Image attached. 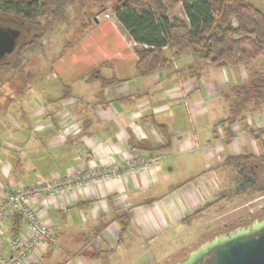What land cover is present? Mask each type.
<instances>
[{
	"label": "crops",
	"instance_id": "1",
	"mask_svg": "<svg viewBox=\"0 0 264 264\" xmlns=\"http://www.w3.org/2000/svg\"><path fill=\"white\" fill-rule=\"evenodd\" d=\"M94 22L99 26V19ZM99 28L108 31L112 42L85 34L76 55L83 70L71 78L52 73L46 78L47 93L44 88L40 93L57 96L42 101L32 91L30 119L16 112L15 133L0 145V201L8 190L133 155L158 160L150 171L38 201L37 213L57 247L37 253L31 264H94L124 238L153 240L178 226L187 230L213 207L240 198L223 194L232 189L224 190L233 187L235 174L222 167L223 159L262 153L254 136L264 131V108L233 125L231 138L222 125L228 107L221 93L244 84L250 73L246 68L206 65L198 78L187 53L170 69L138 77L137 45L126 31L114 17ZM113 79L112 85L101 82ZM125 216L128 225L122 230ZM26 235L17 215L5 219L0 222V250L7 255V242Z\"/></svg>",
	"mask_w": 264,
	"mask_h": 264
},
{
	"label": "trees",
	"instance_id": "2",
	"mask_svg": "<svg viewBox=\"0 0 264 264\" xmlns=\"http://www.w3.org/2000/svg\"><path fill=\"white\" fill-rule=\"evenodd\" d=\"M91 1L100 10H96L94 15L108 9V0ZM72 2L0 0V27L15 29L20 33L14 51L0 60V72L18 68L24 54L36 48L45 37L48 29L42 20L50 22L57 19ZM178 7L183 9L186 20L168 18V11ZM110 10L131 41L137 45L135 72L138 77L170 69L176 59L187 53L194 58L192 66L198 78L206 65L217 69L246 68L259 56L262 49L259 45L264 46V10L255 8L245 0H112ZM33 32L35 34L28 39ZM167 50L171 55L167 54ZM101 82L103 85H112L116 79ZM221 95L228 107L222 125L227 126L226 131L231 138L233 125L244 119L250 111L264 108V71L250 72L244 84L229 87ZM263 136L264 131L254 136L261 145L260 155L239 154L223 159L222 167L235 172L234 187L223 193L225 197L264 193ZM262 217L264 208L252 215L246 223L225 226L223 231L232 232L236 228L246 227ZM121 218L122 230H125L128 218ZM223 231H219L217 236Z\"/></svg>",
	"mask_w": 264,
	"mask_h": 264
},
{
	"label": "rangeland",
	"instance_id": "3",
	"mask_svg": "<svg viewBox=\"0 0 264 264\" xmlns=\"http://www.w3.org/2000/svg\"><path fill=\"white\" fill-rule=\"evenodd\" d=\"M108 1V9L104 13L111 11L112 0ZM245 1L255 8L264 10V0ZM96 10L100 11L91 0H73L57 19L50 20V22L42 20V24L47 25L48 31L41 43L24 54L23 62L18 68L0 72V124L5 126L3 128L0 125V145L7 137L15 133L14 119L17 116V111H22L21 114L24 115L22 117L30 119V107L33 101L31 92H37L42 101L43 98H47L44 96L48 94L40 93L42 88L47 93V77L51 79L52 73L63 72L64 76L68 78V75L73 76L83 70V62L78 61L76 55H78L79 46L85 34L94 33L96 38L103 39L104 42H112L113 38L107 30L100 32L98 29H100L99 27L105 28L111 23L113 16L110 19H104L102 12L94 15ZM172 17L186 20L181 7L168 11V18ZM97 19L100 22L99 26L94 22ZM47 22L48 24H46ZM232 24L234 27L236 26L234 20ZM33 34L35 32L30 33L28 39ZM235 37L239 36L235 35ZM259 46L262 47L259 56L253 60L249 67H246L249 72L264 71V46ZM48 96L53 98L57 96V93L53 92ZM182 159L186 160L184 156L180 159L181 162ZM226 181L230 183L228 179ZM229 185L224 190L234 187L232 184ZM263 208L264 193L240 197L228 204L213 207L203 216L202 220L190 222L187 230L184 228L181 230L178 226V229L153 240L132 237L127 241L124 238L123 244L118 249L111 255H105L94 264H174L203 242L217 236L225 226L244 224ZM83 254L90 256L89 252ZM65 261L67 262L68 258ZM73 264H79V262L74 261Z\"/></svg>",
	"mask_w": 264,
	"mask_h": 264
},
{
	"label": "built area",
	"instance_id": "4",
	"mask_svg": "<svg viewBox=\"0 0 264 264\" xmlns=\"http://www.w3.org/2000/svg\"><path fill=\"white\" fill-rule=\"evenodd\" d=\"M111 16V12L103 13L104 19H110ZM157 160L155 157L133 155L113 164L70 172L63 177H53L34 185L6 191L0 201V222L17 215L24 224L27 235L13 237L7 242L8 254L5 255L0 250V264H31L32 257L37 253L57 247L55 237L37 213L38 201L116 177L150 171Z\"/></svg>",
	"mask_w": 264,
	"mask_h": 264
},
{
	"label": "water",
	"instance_id": "5",
	"mask_svg": "<svg viewBox=\"0 0 264 264\" xmlns=\"http://www.w3.org/2000/svg\"><path fill=\"white\" fill-rule=\"evenodd\" d=\"M19 36L0 27V60L14 51ZM174 264H264V217L203 242Z\"/></svg>",
	"mask_w": 264,
	"mask_h": 264
},
{
	"label": "flooded vegetation",
	"instance_id": "6",
	"mask_svg": "<svg viewBox=\"0 0 264 264\" xmlns=\"http://www.w3.org/2000/svg\"><path fill=\"white\" fill-rule=\"evenodd\" d=\"M228 233H230V232H228ZM224 234H227V233H224ZM195 249V248H194ZM185 258V257H184Z\"/></svg>",
	"mask_w": 264,
	"mask_h": 264
}]
</instances>
